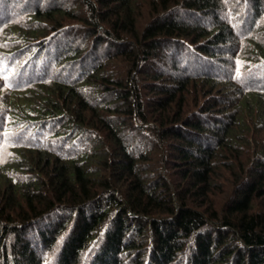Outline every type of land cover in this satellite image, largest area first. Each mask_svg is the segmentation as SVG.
<instances>
[{"label":"trees","instance_id":"obj_1","mask_svg":"<svg viewBox=\"0 0 264 264\" xmlns=\"http://www.w3.org/2000/svg\"><path fill=\"white\" fill-rule=\"evenodd\" d=\"M0 264H264V0H0Z\"/></svg>","mask_w":264,"mask_h":264}]
</instances>
